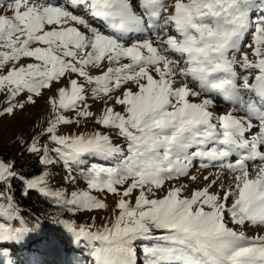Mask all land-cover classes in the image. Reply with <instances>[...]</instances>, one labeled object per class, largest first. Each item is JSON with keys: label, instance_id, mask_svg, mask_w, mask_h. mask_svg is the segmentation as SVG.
I'll return each mask as SVG.
<instances>
[{"label": "snow or ice", "instance_id": "snow-or-ice-1", "mask_svg": "<svg viewBox=\"0 0 264 264\" xmlns=\"http://www.w3.org/2000/svg\"><path fill=\"white\" fill-rule=\"evenodd\" d=\"M8 11L0 14V117L67 79L50 98L54 118L24 151L60 164L67 181L83 178L87 190H53L48 171L28 178L0 158V255L39 230L15 199L18 180L24 196L38 191L74 214L108 208L92 190L118 197L102 226L52 218L84 244L91 264H264V234L245 230L264 229V0H10ZM89 96L123 110L106 106L97 116ZM218 97L227 111L215 110ZM81 117L124 143L99 129L59 134ZM194 161L217 168L215 178L189 195L182 184L156 196L166 182H196Z\"/></svg>", "mask_w": 264, "mask_h": 264}, {"label": "rangeland", "instance_id": "rangeland-1", "mask_svg": "<svg viewBox=\"0 0 264 264\" xmlns=\"http://www.w3.org/2000/svg\"><path fill=\"white\" fill-rule=\"evenodd\" d=\"M10 0H4L2 6H0V14H8L11 15L12 13L8 11V3ZM53 2H57V0H53ZM82 31H86L81 27ZM246 40H250V37H246ZM245 51L249 53V59H253L251 55V49L245 48ZM239 58V57H238ZM24 63L28 61H22ZM99 69L93 70L94 74L97 73ZM73 78H76L73 76ZM68 83L67 79H63L60 83H54L51 89L42 90V95L40 97H35L36 103L35 104H27L23 111L17 110L15 115L8 116L5 115L0 117V140H12L16 139V142H23L24 146H28L24 141L31 143L32 138L36 136L38 133L43 132L46 128L49 120L54 118L55 113L53 112L51 105L49 103L50 98L56 95V90L61 86H66ZM120 93L117 92L115 95H119ZM28 94H23L20 99L23 101ZM4 96L0 95V107L4 105ZM218 107L215 109L218 113H222L228 110L227 102L223 101L222 98H217ZM87 104L90 105L89 110L94 112L97 116L102 114L104 107L106 106H114L117 111H122L123 107L120 105H113L112 101H109L107 105H105L104 100H93L90 96L87 100ZM68 118L75 119L76 113L75 111H66L64 113ZM242 115V113H241ZM79 124H71V125H60L58 132L59 134L63 135H78L82 133H88L95 131L97 129L104 131L105 133L111 135L115 143L123 144L124 141L122 138L116 137L112 130L105 129L101 125L95 124V117L89 118H79ZM41 145L48 143L47 136H43L40 140ZM0 158L2 154L0 152ZM99 160H104L102 158H96ZM256 163H259L258 161ZM196 165L191 170V175H196L198 180L196 182H191L188 177H181L178 181L173 180L171 182H166L165 188L156 192V196H162L165 194V191L168 187L171 186H180V185H187V190L184 192V195H189L193 190L198 188L205 187L212 179L215 177L210 175L211 173H216L218 171L217 168L209 167L204 169L199 166L198 162L194 161ZM207 176L208 180H205L204 177ZM231 179L230 176H226L225 184ZM70 182V181H69ZM54 181L48 182V185H52ZM72 183V182H70ZM119 187V186H118ZM123 187H127V184ZM123 187H121V191H123ZM51 188V186H50ZM52 189V188H51ZM73 190H87V184L80 183L76 185ZM210 192H220L222 195V191L213 186L210 189ZM91 194L96 196L98 199L103 200L107 205V209H100V210H93V211H83L79 214V225H84L83 222H86L90 225L95 224L96 226H102L105 223H110V219L114 217L116 214L114 212L118 197L115 194L108 193L106 191H97L92 190ZM138 195V192L134 191L132 194V201L134 203L135 197ZM231 200L229 201V203ZM82 223V224H81ZM245 230L249 236H253L255 234H264V229H260L255 226H245ZM151 242L144 241L143 244H149ZM142 244L138 245V248H141ZM27 252V251H26ZM23 252L22 257H15L14 260H11L12 264H68L65 262L64 259L59 258L55 253L48 252L46 253V257L42 255L38 256H30V254H26ZM29 258V259H28ZM28 259V260H27ZM10 260V258L0 255V264H3L4 261ZM140 260H143V255L141 254ZM75 264V263H72Z\"/></svg>", "mask_w": 264, "mask_h": 264}, {"label": "trees", "instance_id": "trees-1", "mask_svg": "<svg viewBox=\"0 0 264 264\" xmlns=\"http://www.w3.org/2000/svg\"><path fill=\"white\" fill-rule=\"evenodd\" d=\"M16 141V139L0 140V152L3 159L15 161L16 170L25 174L26 177L32 178L42 174L43 171H48L50 173L48 182L54 181L50 185L51 188L53 190L63 189L68 193L73 191V188L80 183L87 184L83 178H78L74 183H70L65 179L66 170L60 164L48 166L40 164L34 154L24 151L26 146L23 145V142ZM92 162L105 166H114L115 164L114 160H99L96 158ZM73 175L79 176V173L74 172ZM50 186L48 185V187ZM13 192L28 227H32L38 223L39 230L32 232L22 244L4 245L8 252L6 257L14 260L18 256L22 257V260H25L23 252L26 251V254L34 257L38 255L46 257V253L53 252L68 264L75 263L77 259L86 260L88 264H91V257L88 255V250L84 247V244L81 243L80 246H77L73 237L63 226L52 221L53 217L58 216L60 219L74 220L79 225V214L85 210L74 214L58 207L52 199L41 195L40 192L35 190L30 191L28 196H24L22 194L23 185L18 180L14 183ZM83 223L86 226H90L86 222ZM17 226H19L18 223Z\"/></svg>", "mask_w": 264, "mask_h": 264}]
</instances>
